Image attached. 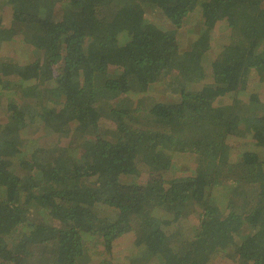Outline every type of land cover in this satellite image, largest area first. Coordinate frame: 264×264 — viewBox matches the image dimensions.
Listing matches in <instances>:
<instances>
[{
	"label": "trees",
	"instance_id": "trees-1",
	"mask_svg": "<svg viewBox=\"0 0 264 264\" xmlns=\"http://www.w3.org/2000/svg\"><path fill=\"white\" fill-rule=\"evenodd\" d=\"M198 10L204 29L223 20L213 64L198 48H178V30ZM22 35L43 59L0 60V86L14 91L0 124V264H116L100 248L112 254L128 232V264H235L234 255L264 264V0H0V41ZM161 68L177 79L158 80ZM211 72L202 90L185 88ZM70 124L81 142L48 146ZM126 131L138 137L121 149ZM231 140L247 146L236 164ZM188 153L197 168L178 175ZM143 172L169 181L142 183ZM225 183L226 196L216 192Z\"/></svg>",
	"mask_w": 264,
	"mask_h": 264
},
{
	"label": "rangeland",
	"instance_id": "rangeland-1",
	"mask_svg": "<svg viewBox=\"0 0 264 264\" xmlns=\"http://www.w3.org/2000/svg\"><path fill=\"white\" fill-rule=\"evenodd\" d=\"M17 6L18 8V4L15 5V7ZM214 8H216L214 6ZM2 9V24L5 28H11V25H10V22H11V16L13 15V7L12 5L11 6H4ZM154 13V11H153ZM223 15H225V12H224V9L222 8L219 13L217 14V18H222ZM153 17V16H152ZM154 21H158L157 23H159V19L154 15V17L152 18ZM188 25H189V29L193 32L195 31H199L200 33H202L204 35V37H208L210 38V41L211 43L213 44V46H218V37L217 36H213L212 37V34L213 32L215 33V29L218 27V30H219V41H222L221 39V35L224 33L225 31V28L221 27L222 24H220L222 21H219L216 25H215V28L213 31H211V29L209 27H206V29H204V26H201V24L203 23V20H202V14L200 15V12L199 10L193 14L192 17L188 18ZM214 22V19L211 21V24ZM157 26V25H155ZM160 26H162V28H166L168 27V22H161ZM209 26V25H208ZM213 26V25H211ZM159 27V26H157ZM161 28V27H159ZM205 30V31H204ZM211 33V34H210ZM201 34V35H202ZM215 35H217L215 33ZM24 36H15L14 39L15 40V43L14 42H9V43H6V42H1L0 43V60H3L5 62H8V61H12V62H15L16 64H19V65H28L30 63H32L33 61H35L38 57H40L41 59L42 58V55L43 53L41 51H36L34 52V47L31 45V43H26V42H23ZM210 41H206L204 39H198L195 43L196 47L199 49V50H202L203 53H207L209 52V42ZM179 48V47H178ZM215 60V59H214ZM213 59H207L205 58V63H213L214 62ZM163 68L160 69V74H158V80H163L164 82V77H166L169 73H165L164 74V70H162ZM7 68H5V73H7L8 75L12 72V70H7ZM167 74V75H166ZM206 79L204 80V82L202 83H198V85L196 84H193L194 86V90H201L199 87H202L203 85L205 84H208L207 83V80L209 79V75L208 73L206 74ZM167 78V77H166ZM15 80V79H14ZM17 81V79H16ZM154 81H150V83H153ZM1 87V86H0ZM163 88V87H161ZM14 91H3L2 90V87L0 88V100L2 101V105L0 106V124H7L8 120H9V106L7 105V100L10 98V95L13 93ZM160 92V91H159ZM162 95H160L158 97V99L160 97H162ZM19 97V96H18ZM130 100H132V97L130 98ZM133 100H134V97H133ZM224 100H222V102L219 104H223ZM120 102L121 101H113L112 103H110V106H113L115 107L116 109H120L121 108V105H120ZM129 102V101H128ZM108 105V104H107ZM215 107H217L215 105ZM104 111V114H106V112H108V107H103L102 109ZM100 126H101V129L105 132V134H109L107 136V138L109 139H114V138H117L118 139V136H116V133H120L121 132H117V128L118 126L116 125V123H114L113 121L109 120V119H101L100 121ZM127 132V131H126ZM123 132L124 134H127L126 138L124 139V136H121V140L120 142L118 143L119 145V148L121 149H126L127 147V138H137L138 135H136L133 131H129V133L127 132ZM65 134L67 136L65 137H61V136H58V135H54L53 139L50 141V144L48 146H54V145H59V147H72V146H75V144L77 143H80L81 141H79L80 137L83 136L81 135V131L79 130L78 126H74L73 124H70L69 126L65 127ZM42 135V133H38L37 135H34V138H38ZM249 144L252 145V142L249 141ZM232 148L230 149V153H229V156H228V160L231 161L232 163H238L240 162V159L242 158V151L245 150L247 148V146L245 145V142L243 140H241V142H239V144L235 143V142H232ZM256 146V144H255ZM114 147H117L116 145ZM35 154V153H34ZM58 159V155H54L50 158H48L46 161L48 162L49 165H51V167H53V163H55L54 161ZM40 160V157L39 159ZM37 160V161H38ZM182 164V163H185V161L183 159L180 158L179 160ZM52 163V164H51ZM234 165V164H233ZM162 173H157V174H149L148 172H143L142 173V176L140 177L139 181L142 182V183H153L155 181L157 182H162L163 181V178L161 176ZM170 176H175V173L174 172H169L168 173ZM178 175H181V176H189L185 173H181L179 172ZM132 180V178H130ZM168 179L165 178V184L168 183ZM219 189V187H217ZM45 212H42L41 216H40V220L42 222H47V220H43L42 217L45 216ZM104 214V212L102 213ZM241 220H239L238 218H234L231 222V228L232 229H237V227H239ZM129 233V232H128ZM128 233H125V234H128ZM53 235L52 234H47L48 238H51ZM124 235V234H123ZM119 238V237H118ZM121 239V243L117 246V248L119 249V252L117 253L120 257L118 258L119 260V264H128L126 263L127 262V259L126 257L123 256L122 252L124 251V247H125V244L127 247L130 246V243L128 242H125L124 241V238L123 236L121 235L120 236ZM74 241H76V246H75V249L77 252L80 251L79 249V246H80V239L76 238ZM125 243V244H124ZM121 251V253H120ZM130 251V250H129ZM136 252L135 249H133L130 253V258L132 257V255H134V253ZM80 254V253H79ZM231 258H234L232 259L235 264H238V259H236V256H232ZM114 262V261H113ZM118 264V263H116Z\"/></svg>",
	"mask_w": 264,
	"mask_h": 264
},
{
	"label": "crops",
	"instance_id": "crops-1",
	"mask_svg": "<svg viewBox=\"0 0 264 264\" xmlns=\"http://www.w3.org/2000/svg\"><path fill=\"white\" fill-rule=\"evenodd\" d=\"M188 18L189 17H187V20H188ZM215 33L217 35H215ZM215 33L213 32L211 38H213V36H217L218 37V42H219L218 43V46H215L214 47L213 44L210 41L209 42L210 43L209 44L210 47H209V50H208L209 52H207V53H201L204 56L203 57L204 60H205V58H207L209 60L210 59H213V60L214 59L215 60L217 59V55H218V53L220 51L219 49H220V47L222 45V42L219 41V32L216 29H215ZM201 38L203 39L204 38V35L203 34L201 35V33L199 31H195V32H193V30L191 31L189 29V25L187 23L184 29L183 28L182 29H179L178 32H177V43H178V46H179V51L180 50L181 51H190V50L196 49L197 47H196L195 43H196V41L198 39H201ZM0 43H1V41H0ZM208 75H209V79L207 80V83L208 84H211V83H213L214 76L212 75V72L211 73H208ZM176 79H177V72H173L171 74H168V77L164 80L163 83H168L169 81H171V83H173V81H175ZM205 79H206V77H205ZM204 80H202L201 78H199V79H197L196 81H193V82H189L188 81L187 85H185V88H187V90L189 89V91H198V90H194L193 84H196L197 83L196 85H198V83H202V82H204ZM208 84H205V85H208ZM205 85H203L202 87H199V88L202 90ZM165 87H166V85H165ZM165 87H163V89H165ZM154 97L158 98L157 95H154ZM224 99H227V96L226 97L224 96ZM224 99L223 98H220V99L216 100L215 105L216 106H220L219 104ZM65 127L66 126L63 127V130L64 131H65ZM233 140L230 141L231 144H232V142H234ZM198 158L199 157H198L197 154H195V153H188L187 155H185L184 157H182V159L185 161V163L180 164V161H179L180 158L177 159L176 161H178V163H179L178 166L179 167H185V170L188 169V171L186 173H187V175H189V173H192V172H194L196 170V168H197V159ZM234 164H236V163H234ZM228 183H225L224 185L219 186V189L216 192H219V193L221 192V193H223V195L226 196L228 194V192H226V189L225 188H226V184H228ZM120 236H119V238L118 237L116 238V240L114 241V243L112 245V248H111L112 249V254H110V255L107 256V254L105 253V249H103V247L100 248L101 250H100V252L98 254L100 258H106V257H109L110 256L115 263H118L119 264L118 258L120 256L117 254L119 252V249L117 248V246L121 243L120 241H121L122 238H120ZM122 236H123L125 242L130 243V246L129 247H127L126 244L124 243L125 244V247H124L125 249L122 252L123 256L126 257V259H127V262L126 263H129V259H130V256H131L130 253H131V251L133 249H135V248H133L134 244L132 245L133 234H132V232H130V233L124 234ZM120 253H121V251H120ZM97 261H99V260H97Z\"/></svg>",
	"mask_w": 264,
	"mask_h": 264
}]
</instances>
